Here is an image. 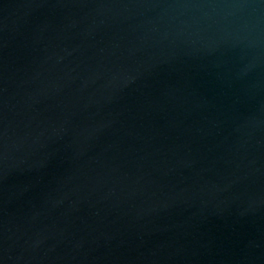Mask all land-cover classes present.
Here are the masks:
<instances>
[{
  "label": "water",
  "instance_id": "1",
  "mask_svg": "<svg viewBox=\"0 0 264 264\" xmlns=\"http://www.w3.org/2000/svg\"><path fill=\"white\" fill-rule=\"evenodd\" d=\"M0 264H264V0H0Z\"/></svg>",
  "mask_w": 264,
  "mask_h": 264
}]
</instances>
